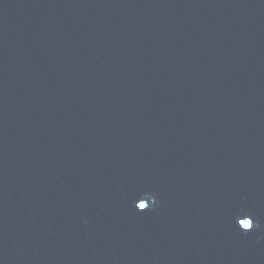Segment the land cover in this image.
<instances>
[{
    "label": "water",
    "instance_id": "water-1",
    "mask_svg": "<svg viewBox=\"0 0 264 264\" xmlns=\"http://www.w3.org/2000/svg\"><path fill=\"white\" fill-rule=\"evenodd\" d=\"M0 264H264V0H0Z\"/></svg>",
    "mask_w": 264,
    "mask_h": 264
},
{
    "label": "snow or ice",
    "instance_id": "snow-or-ice-1",
    "mask_svg": "<svg viewBox=\"0 0 264 264\" xmlns=\"http://www.w3.org/2000/svg\"><path fill=\"white\" fill-rule=\"evenodd\" d=\"M141 208H144V206L142 205Z\"/></svg>",
    "mask_w": 264,
    "mask_h": 264
},
{
    "label": "clouds",
    "instance_id": "clouds-1",
    "mask_svg": "<svg viewBox=\"0 0 264 264\" xmlns=\"http://www.w3.org/2000/svg\"><path fill=\"white\" fill-rule=\"evenodd\" d=\"M245 227L247 228L248 226H247V225H245Z\"/></svg>",
    "mask_w": 264,
    "mask_h": 264
}]
</instances>
